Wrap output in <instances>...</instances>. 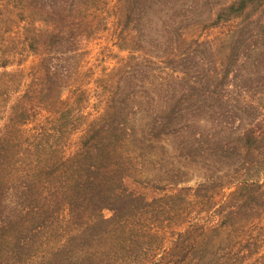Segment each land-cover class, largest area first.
Masks as SVG:
<instances>
[{
  "label": "trees",
  "instance_id": "obj_1",
  "mask_svg": "<svg viewBox=\"0 0 264 264\" xmlns=\"http://www.w3.org/2000/svg\"><path fill=\"white\" fill-rule=\"evenodd\" d=\"M12 1L47 25L11 102L0 40V264H264V0H119L96 78L102 0Z\"/></svg>",
  "mask_w": 264,
  "mask_h": 264
},
{
  "label": "rangeland",
  "instance_id": "obj_2",
  "mask_svg": "<svg viewBox=\"0 0 264 264\" xmlns=\"http://www.w3.org/2000/svg\"><path fill=\"white\" fill-rule=\"evenodd\" d=\"M118 5L119 0H102L100 7L96 5L89 11V19L94 21L104 20L103 25L97 29V34L93 37H85L81 43L82 47L87 51L83 59L85 62L84 69H93L94 78L103 69H110L115 66L119 58L128 54L126 51H120L117 46L120 27L117 13ZM37 12L34 13L28 6L18 5L16 7L13 1L0 0V13H2L0 18L5 20L2 22L5 24V29L7 28L3 32L4 36L2 35L0 38L1 50H5L6 53L2 52L11 56L12 65L8 67V70H16L20 74L21 79V85L18 84L16 91L13 90L10 93L9 102L20 97L25 90L24 88L30 82L32 73L36 70L39 57L27 52L24 46L26 45L25 36L28 23H35L38 29L46 28L47 23L44 21L45 12L40 9ZM206 32L211 33L212 31H205L203 34L205 35ZM66 91V94L70 93L72 91L71 86ZM9 102L3 109L5 118L0 119V126L6 123V117L11 109ZM25 127L30 128V125ZM106 213L109 214L108 211Z\"/></svg>",
  "mask_w": 264,
  "mask_h": 264
}]
</instances>
